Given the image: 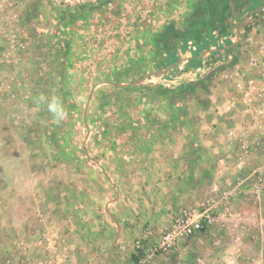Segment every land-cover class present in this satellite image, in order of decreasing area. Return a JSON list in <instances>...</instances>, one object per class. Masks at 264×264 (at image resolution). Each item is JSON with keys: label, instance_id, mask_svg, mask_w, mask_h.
Segmentation results:
<instances>
[{"label": "crops", "instance_id": "crops-1", "mask_svg": "<svg viewBox=\"0 0 264 264\" xmlns=\"http://www.w3.org/2000/svg\"><path fill=\"white\" fill-rule=\"evenodd\" d=\"M52 2L59 3L60 10L55 14L51 12ZM12 4L0 0V62L4 55L17 63L23 56L20 49H12L15 35L10 32L12 40L8 33L2 36L13 30L6 25L5 15L12 14L16 7L22 12V21L16 29L15 45H26L24 54L42 73L45 65L40 63L55 53L59 78L64 77L60 84L65 99L59 102L64 111L63 133L59 137L43 136L38 141L42 147L34 146L35 137L24 141L20 136H0L10 139L5 141L10 145L0 141V236L4 238L5 255L16 245L17 236L36 228L34 211L38 203L53 210L51 219L64 231V238L67 232L79 238L78 228L72 229L71 224L89 218L76 209L88 206L78 201L77 194H85L87 201L94 193L92 198L102 208L94 222L104 224L106 220L111 224L110 231L114 225L117 239L120 231L121 236L126 231L115 224L118 207L126 205V215L132 213L131 208L139 214L129 222L139 224L145 217L157 222L167 214L170 204L194 205L211 196L213 184L233 187L242 181L233 202L235 215L224 217L220 224L183 242L172 255L158 258L155 264L187 260L185 256H189L190 264H197V258L205 259L206 264H264V194L260 200L253 195L254 171L261 164L260 152L254 150L256 145L264 146V134L246 130L253 119L250 103L255 96L248 91V82L259 74L249 63L245 48L251 37L264 70V25H251L264 13V0H20L17 6ZM19 29L39 31L23 38ZM52 31L56 38H52ZM242 79H246L245 84ZM203 85L220 96L213 109L217 112L209 120L214 123L226 119L230 126L227 134L216 135L213 130L218 122L210 123V136L205 139L196 131L193 135L186 131L178 138L188 143L182 153L155 150L156 130L155 136L148 134L151 124L147 123L164 104L151 103L150 97L168 91L199 93ZM70 94L75 96L73 101ZM110 100L125 102L126 113L139 112L140 118L134 123L126 119V152L111 146L114 138L108 128L112 122L104 117ZM261 108L264 113V102ZM230 130L251 146L247 166L233 178L236 170L231 164L236 162L238 144L229 136ZM193 144L205 149L201 153L205 164L199 174L203 178L208 175L197 185L193 178L184 182L185 176L195 174L198 158ZM57 175L64 176L59 187L70 191L69 203L52 198ZM88 175L93 180H88ZM148 197L156 199V204L146 205L142 200ZM145 207L147 211H140ZM153 207L157 208L155 212ZM134 227V231L139 229ZM76 238L70 246L79 260ZM139 239L146 243V238ZM190 250L199 253L196 259Z\"/></svg>", "mask_w": 264, "mask_h": 264}, {"label": "rangeland", "instance_id": "rangeland-1", "mask_svg": "<svg viewBox=\"0 0 264 264\" xmlns=\"http://www.w3.org/2000/svg\"><path fill=\"white\" fill-rule=\"evenodd\" d=\"M3 2L8 5L13 3V6H17L18 4H20V0H3ZM57 5H59V3L52 2L53 9L51 12H53L54 14L60 10L59 6ZM15 12H17L18 14L17 18H15L13 15ZM21 14L22 12L19 8L13 7V13L8 16L5 15L6 25L9 24L13 30L5 31L2 36L5 37V34L8 33L9 39L12 40L10 32L12 33V35H15L16 38L11 41L12 49L16 51L20 49V51H18L23 52L21 53L23 54V56L21 58V61L17 63L15 61H10V57L4 55L2 56V62H0V136H20L24 141L26 140V138L28 139V137H30L31 140H33L32 137H35L34 140L36 143L34 144V146L42 147V143H38V141L42 140L43 136L48 135L59 137L63 133L62 122L64 120V111H61L63 114L62 117H55L54 113L49 110V105L53 102L54 99L58 103V105L59 102H62L65 99L61 94V90L63 89V87L60 84L61 80H63L64 82V77L59 78L60 64L59 62H56L57 59L54 52L45 58V62L43 61L40 63V65H45V67H43L45 73H42L39 72L38 67H36L37 65H35V68H33L32 63L30 64L29 61L30 57L27 54H24L28 50L25 49L26 45L20 44L18 42L15 45V41L17 40L16 29H18L22 21ZM35 27L37 28L38 26L35 25L34 28ZM37 31L39 30L35 29V31L28 32L26 30L19 29L18 33L21 37L26 38L27 36H32V33L36 34ZM52 34V38L57 37V34L54 31H52ZM53 50L57 51V48L53 47ZM35 60L38 61L39 58H36ZM35 64H37V62ZM230 75L228 78L230 80H233ZM242 80L245 84L246 79ZM69 81L66 80L65 82L70 83ZM244 84L242 86H244ZM199 90V93L190 92L189 90L171 92L168 91L165 94H157L156 96L150 97L151 103L156 102L164 104L161 108L162 111H159L157 115L155 114V117H149L147 123L149 125L151 124L150 133L148 132V134L155 136L156 130V137H154V139L157 138L158 142L154 143L155 150H163L164 152L167 151V154L177 151L182 153L187 149L186 146L188 145V143H183L178 138L181 135H184V132L187 131L189 135H193V133L196 131L199 136L204 137L203 139H205L209 135L211 131V127L209 125L210 123H212L209 118H214V114H216L217 112L213 111L214 105H216L220 101V96L216 92L211 93L210 90L208 91L207 85L200 86ZM73 96L74 94H72L71 98ZM73 100L74 99L72 98V101ZM104 103H106V98H104ZM108 105V107H105L106 109L104 110V113H106V116L104 117H108L112 122L111 128H108L110 131V135H112V137L114 138V140H112L113 145L111 146L115 149H119L120 151H125L126 119H130L131 122L134 123V120L140 118V116H138L139 112L129 111V113H126V103L119 102L117 100H110V103H108ZM61 106H63L62 103ZM101 106L102 103L101 101H99V108ZM174 120H176V122L172 124ZM216 122L218 121H215L212 124L215 125ZM228 123L229 122H227L226 119H222L221 121H219L218 127H215L216 129L213 130L214 133L221 136H223V134L225 133L227 134V130L230 127L227 126L229 125ZM157 124H160L161 126L156 127L155 125ZM140 134H142L145 139H147V136L144 134V132H140ZM150 135L148 137H150ZM6 140L10 139L0 138V141L5 142ZM177 140H179V143H177ZM3 144L10 145V143L7 144L6 142ZM193 148L194 153L198 158L195 165L196 169L194 170L195 174L197 175L194 174L193 176H185L184 182L189 183L193 178V181L197 182V185L198 183H204L206 181V178H208V175L204 176L203 178V174H199V171L203 169L202 166L205 164L203 163L204 159L201 157V153L205 152V149H201V146H198V144H193ZM235 153L236 151H234V157ZM246 163L247 161H245V163L243 164L235 162L233 165L232 162V168L236 170V173L231 174L232 178L238 176V174L242 171L241 167L247 166ZM212 164L213 163H210V166H212ZM227 166L230 168V165ZM61 176L64 177L63 175H57L56 181L53 182L55 187L51 191L52 198L55 199V201L62 200L61 202L63 203V200H65L69 203L72 201V197L69 193L70 191H67V189L64 187H59V183L62 184L63 182L59 181L61 180ZM86 177L88 180H93V177H90L89 175ZM68 178H73V176H68ZM96 178L95 180L98 181ZM92 196L94 197V193L89 196L88 200L86 201V195L82 192L81 194L80 192H78V201L82 203L87 202L88 206H80L76 209L80 210L79 212L82 215L85 214L89 218V220H87L86 222H76V224L74 222V224H71L72 229L78 228L76 230L79 231L76 233H79V238H76L74 233L67 232V237H65L62 241L63 246L71 251L74 257V261H76L77 264H132L134 260L135 246L138 240H140L139 238H146L145 244L146 246L149 245L154 239L160 236L164 228L170 224L174 216H176L185 206H174V204H170V207L166 208L167 214L163 216L162 220H159L157 222H149L145 217V222H141L139 224L128 221L132 218V216L139 215L134 211V208H131L132 213L126 215V205L118 207L115 211V217L116 219L118 218L115 224L119 227V229L125 228L126 231H124L125 235L122 236L120 231L119 237L115 239V235L118 232L116 231L117 229L115 230L114 225L113 231H110L109 229L112 228L111 224L106 220L104 221V224L94 222L95 216L99 215L98 210L101 211L102 208L99 206L96 199L92 198ZM142 201H144L145 204L147 203L146 205L150 207L151 204H156V199L154 200L149 197L145 198V200ZM54 204L55 202H52V205ZM59 206L60 205L58 204V206H55V208L58 210L60 209ZM153 209L154 212L155 210H157L156 207H153ZM40 210L49 214L50 217L53 216V210L51 211L47 208V206L45 207V205L43 206L41 205V203H38L34 211L35 221H37V214ZM70 210L72 211L73 208H71ZM147 210L148 209H146L145 207L141 208L140 211ZM148 214L150 215L149 212ZM77 219L80 220V217H77ZM135 225H137V227L139 228L137 229V231H134ZM149 231L152 232V235L147 237V232ZM127 235H130L131 237L126 238ZM73 238L78 239V241L76 240V244L79 245V252L77 253L78 258H80L79 260L74 256L72 247L70 246V242H74L75 244V239ZM184 245L185 247H187V245L189 246V244ZM4 249L5 248H3V246H0L1 259H3L2 253H4ZM190 251H188V253H190ZM191 253L193 258L195 259L199 255V253H196L194 251H192ZM188 257L189 256H185L187 260H169L168 264H190Z\"/></svg>", "mask_w": 264, "mask_h": 264}, {"label": "built area", "instance_id": "built-area-1", "mask_svg": "<svg viewBox=\"0 0 264 264\" xmlns=\"http://www.w3.org/2000/svg\"><path fill=\"white\" fill-rule=\"evenodd\" d=\"M13 15L15 18L18 17L17 12ZM251 25L254 27L264 25V13L257 16ZM246 41L248 61L259 74V78L248 82V91L255 96L250 103L253 119L246 125V130L249 129L250 133L264 134V113L261 108L264 102V70L261 69V61L254 50V40L248 37ZM228 134L238 144L235 153L236 162L245 163L251 154V146L243 137L237 136L235 130H230ZM256 146L257 149L254 151L260 152L261 164L254 171L253 195L260 200L264 192V146ZM242 186V181L233 187L213 184L209 198L194 205L184 206L164 228L160 236L149 245L146 246L145 239L138 240L132 264H155L158 258L172 255L183 242L220 224L224 217L230 218L235 215L233 202ZM36 224V228H31L15 238L16 245L8 250V254L0 261V264H77L71 251L63 246L64 231L49 214L40 210ZM147 233V237L152 235L151 231ZM3 239L0 236V246L4 243ZM196 263L206 264V261L203 258H197Z\"/></svg>", "mask_w": 264, "mask_h": 264}, {"label": "clouds", "instance_id": "clouds-1", "mask_svg": "<svg viewBox=\"0 0 264 264\" xmlns=\"http://www.w3.org/2000/svg\"><path fill=\"white\" fill-rule=\"evenodd\" d=\"M49 110L51 111V112H53L54 113V116L55 117H62V112H61V110H60V108H59V105H58V103L55 101V99L53 100V102L49 105Z\"/></svg>", "mask_w": 264, "mask_h": 264}]
</instances>
